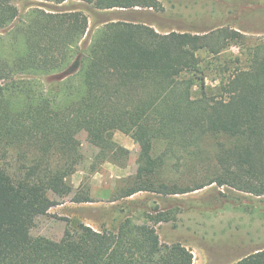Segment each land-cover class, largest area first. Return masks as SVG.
<instances>
[{"label":"trees","instance_id":"16d2710c","mask_svg":"<svg viewBox=\"0 0 264 264\" xmlns=\"http://www.w3.org/2000/svg\"><path fill=\"white\" fill-rule=\"evenodd\" d=\"M77 1L101 11L162 9L159 0ZM9 25V37H0V264H193L185 245L161 242L156 224L174 217L162 211L142 222L127 216L116 229L76 222L58 240L31 234L48 194L67 192L66 180L81 161L77 135L84 126L100 160L124 164L128 150L114 141L115 131L139 144V166L119 198L182 194L211 183L264 196V37L248 46L231 27L159 32L115 18L82 43L90 30L84 12L37 9L21 21L13 0H0V31ZM216 34L227 45H242L246 62L217 69L222 75L211 86L198 53L212 50L208 40ZM72 57L78 71L44 95L37 76ZM207 136L226 140L215 143L213 177L195 186H154L157 167L170 157L198 159ZM160 142L163 150L154 155ZM71 199L92 201L79 188ZM235 264H264V247Z\"/></svg>","mask_w":264,"mask_h":264},{"label":"rangeland","instance_id":"374dc122","mask_svg":"<svg viewBox=\"0 0 264 264\" xmlns=\"http://www.w3.org/2000/svg\"><path fill=\"white\" fill-rule=\"evenodd\" d=\"M159 1L162 9L138 12L101 11L77 0H65L62 3L51 0H13V3L21 21L37 9L84 12L90 30L82 38V43L90 42L96 26L101 25V22L115 18L146 22L159 32L175 30L204 34L231 27L245 35L244 43L248 46L264 37V0ZM11 25L0 31L1 38L9 37L7 31ZM217 37L216 34L208 40L214 51L204 48L198 53L200 65L207 73L206 83L211 86L217 84L222 75L217 73V69H232L246 62L242 45H227V40ZM78 68V59L72 57L58 70L38 75L39 88L43 89L44 95L57 92L59 83L78 71ZM88 129V126H84L77 135L81 161L66 180L67 192L62 196L48 194L43 203L44 213L35 219L31 228L33 236L58 240L64 230L76 222L96 229H116L127 216L142 222L146 214L162 211L174 217L173 220L156 224L161 242H180L185 245L193 254V264H235L240 258L264 247V196L211 183L182 194L163 196L158 192L140 191L119 198V191L132 184L139 166V144L129 135L115 131L114 141L128 150L125 158L121 159L124 164L100 160L97 158V147L86 139ZM220 141L226 142L222 136L204 137L201 141L203 153L194 161L167 158L154 172V186L169 188L206 183L218 172L215 143ZM162 150L163 144L160 142L156 145L154 155H159ZM78 188L88 193L92 201H72Z\"/></svg>","mask_w":264,"mask_h":264}]
</instances>
